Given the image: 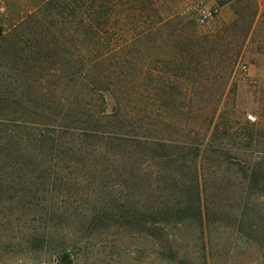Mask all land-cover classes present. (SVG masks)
<instances>
[{
  "label": "trees",
  "instance_id": "16d2710c",
  "mask_svg": "<svg viewBox=\"0 0 264 264\" xmlns=\"http://www.w3.org/2000/svg\"><path fill=\"white\" fill-rule=\"evenodd\" d=\"M229 2L218 0L220 6ZM188 7L187 0H42L29 14L15 18V53L0 54V69L40 84L36 90L44 94L53 118L28 113L8 115L5 121L0 117V210L2 206L9 212L0 211L3 231L15 230V221L22 220L14 218L17 211L22 216L50 214L53 221L65 218L76 199L62 189L78 186L73 176L94 182L98 175L105 180L101 188L106 194L97 202L102 210L86 215L85 209L80 214L84 221L77 216L88 225V234L109 230L107 224L116 219L130 228L139 220L162 231L167 226H202L199 148L171 146L144 128L157 126L160 92L171 93L175 84L162 80L157 69L142 79V45L155 41V32L176 20L185 23ZM183 70L173 77L189 74L187 65ZM11 78L0 73L1 92L13 93L16 82ZM109 97L115 103L112 111ZM5 99L21 105L16 96ZM256 125L248 122L237 129L236 154L225 148L222 158L228 171L239 175L250 200L264 194V131ZM231 126L217 137H231ZM247 153L257 156L255 163L241 157ZM85 162H93L92 167L80 169ZM188 162L195 166L193 175L187 174ZM38 170L44 175L37 179L46 181L33 185L42 187H24L22 178ZM146 192L152 197L158 193L160 202L145 212L142 207L156 201L143 198ZM53 227H27L21 239L29 245L42 243Z\"/></svg>",
  "mask_w": 264,
  "mask_h": 264
},
{
  "label": "rangeland",
  "instance_id": "374dc122",
  "mask_svg": "<svg viewBox=\"0 0 264 264\" xmlns=\"http://www.w3.org/2000/svg\"><path fill=\"white\" fill-rule=\"evenodd\" d=\"M41 1L0 0L1 55L11 57L15 53V18L29 14ZM187 1L189 18L185 23L176 20L156 31L155 41L142 45V79L148 70L157 69L162 72V80L175 84L171 93L160 92L157 126L144 128L153 129L171 146L199 148L202 226L175 225L162 231L139 220L133 221L130 228L116 219L107 224L109 230L88 234V225L80 221H84L80 214L85 209L86 215L102 210L97 202L106 194L101 188L105 180L100 175L94 182L86 176H73L78 186L72 188L69 184L62 189L63 195L76 199L73 212L54 221L50 214L22 216V211L15 212L14 218L22 219L15 221V230L0 228V264H264V194L248 199L243 181L237 173L229 172L222 160L225 148H232L230 152L236 154L237 129L249 122L258 123L256 129L264 131V0H230L224 6L218 0ZM149 38L154 40L153 36ZM184 65L189 67V74L173 77L177 72L181 75ZM168 69L170 74L166 76L164 71ZM0 73L16 82L11 86L12 94L1 92L0 87V117L28 113L34 118H53L46 109L44 94L36 90L40 84L25 75L13 76L4 68ZM12 96L20 106L4 101ZM114 106L109 97L110 111ZM226 125L234 127L228 130L232 136L217 137ZM241 157L255 163L257 156L247 153ZM186 164L190 167L187 174H195L194 164ZM92 165L85 162L80 169ZM41 175L38 170L23 177L27 183L24 187H42L33 185L37 180L46 181L37 179ZM44 187L49 190L48 185ZM142 196L156 201L140 211L152 210L160 202L158 193ZM0 211L9 216L2 206ZM73 213L74 217L69 216ZM31 226L56 227L47 241L29 245L21 239V233Z\"/></svg>",
  "mask_w": 264,
  "mask_h": 264
},
{
  "label": "water",
  "instance_id": "95a60500",
  "mask_svg": "<svg viewBox=\"0 0 264 264\" xmlns=\"http://www.w3.org/2000/svg\"><path fill=\"white\" fill-rule=\"evenodd\" d=\"M2 35V29L0 28V36Z\"/></svg>",
  "mask_w": 264,
  "mask_h": 264
},
{
  "label": "built area",
  "instance_id": "2783aa9c",
  "mask_svg": "<svg viewBox=\"0 0 264 264\" xmlns=\"http://www.w3.org/2000/svg\"><path fill=\"white\" fill-rule=\"evenodd\" d=\"M206 14V13H205Z\"/></svg>",
  "mask_w": 264,
  "mask_h": 264
}]
</instances>
